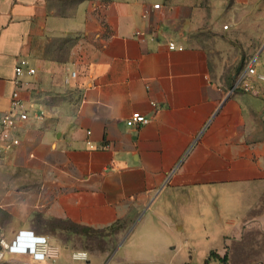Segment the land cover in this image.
<instances>
[{
  "label": "crops",
  "instance_id": "0c3cea01",
  "mask_svg": "<svg viewBox=\"0 0 264 264\" xmlns=\"http://www.w3.org/2000/svg\"><path fill=\"white\" fill-rule=\"evenodd\" d=\"M52 1L0 0V118L18 60L36 69L23 77L19 144L4 152L0 140V238L11 245L0 264H205L212 251L225 260L207 264H264V81L232 92L247 56L264 75V0H83L71 17ZM133 112L149 123L127 126ZM172 198L199 213L200 236L174 234L183 216L161 210ZM53 220L133 225L95 254ZM30 234L59 256H35Z\"/></svg>",
  "mask_w": 264,
  "mask_h": 264
},
{
  "label": "built area",
  "instance_id": "2783aa9c",
  "mask_svg": "<svg viewBox=\"0 0 264 264\" xmlns=\"http://www.w3.org/2000/svg\"><path fill=\"white\" fill-rule=\"evenodd\" d=\"M154 9H159L160 5H154ZM136 36H141L140 32H136ZM168 48L171 50H183V47L178 46L175 42H169ZM36 69L33 68L26 58L18 60L15 66V89L10 97L9 111L5 112L0 118V140L10 141L9 144L2 147L4 152L8 151L11 147L19 144L18 137L11 136V131L15 128L18 121L28 120L27 107L24 101L20 97V91L26 83L23 80L25 75H35ZM77 77L76 71L71 72L69 77L65 79L66 83H69L71 79ZM256 79L258 81H264V75L258 74L254 61L251 59L245 67V70L235 81L232 92L241 90L244 93H256V87L252 81ZM149 123V119L140 112H133L126 120V124L129 127H134L142 124ZM32 244L33 254L37 257L43 258L48 261L55 260L60 253V249L51 244L47 237L30 234L28 236ZM11 249L10 243L4 238H0V260L3 259L6 252ZM89 253L87 251H76L72 254V258L75 261H87Z\"/></svg>",
  "mask_w": 264,
  "mask_h": 264
},
{
  "label": "rangeland",
  "instance_id": "374dc122",
  "mask_svg": "<svg viewBox=\"0 0 264 264\" xmlns=\"http://www.w3.org/2000/svg\"><path fill=\"white\" fill-rule=\"evenodd\" d=\"M248 58L250 57L247 56L246 59ZM168 207L171 209L172 213H174L175 216H183L182 221L185 224V229L182 232H175L174 234H177V236L182 234V236L186 235L189 237H193L194 235H196V229L195 231L193 229L204 226V220H201L199 218V213L194 214V210L190 209L189 207L187 208V204L186 206H184V204L181 203V201L177 202L176 199L172 198L171 201H169L163 207H161V210L163 212L165 211L167 212ZM132 225H133L132 223H129L125 226L121 225L118 228V230L107 229L101 232L99 231L97 233L91 234L87 237L82 236L76 239L75 242L77 246H79L80 248L82 247L83 249L88 250L95 254H99L107 250H109L110 253L111 252L113 253L114 250L119 245V243L122 241L123 237L130 230ZM177 236H175V238ZM196 236H200V235L197 234ZM167 240L170 241L171 240L170 237H167ZM198 244L200 245V246L198 245L199 248L195 250L194 247H191V252L189 253L193 256L195 262L196 261L199 262L200 259L203 258V252L205 250L204 241H199ZM185 252L186 255H188V252L186 250ZM185 256H181V257L183 258ZM203 263L204 261H202V264ZM217 264H223V263L218 262Z\"/></svg>",
  "mask_w": 264,
  "mask_h": 264
},
{
  "label": "trees",
  "instance_id": "16d2710c",
  "mask_svg": "<svg viewBox=\"0 0 264 264\" xmlns=\"http://www.w3.org/2000/svg\"><path fill=\"white\" fill-rule=\"evenodd\" d=\"M82 1L83 0H54V1L48 3V10L57 16L71 17L74 15V9L72 7L75 6L76 4H79ZM250 60H251V58L244 60V62L241 64V67L239 69V70H241L239 72V74L244 71L246 65L248 64V62ZM54 222H56L57 224L62 225L64 227H67V229H69L70 231L76 232L83 237H87L91 234L99 232V231H94V230H91L88 228L77 227V226L72 225V224H63L62 221H56L55 220ZM119 227L120 226L116 225V226L110 227L109 229L118 230ZM212 258L218 259V260H225V258H221L216 252H213V251L209 255V259H212ZM209 259H208V261H209ZM208 261H206L205 264H207Z\"/></svg>",
  "mask_w": 264,
  "mask_h": 264
}]
</instances>
